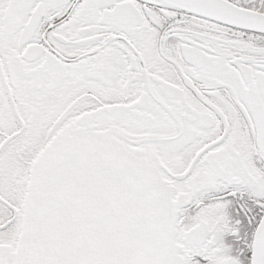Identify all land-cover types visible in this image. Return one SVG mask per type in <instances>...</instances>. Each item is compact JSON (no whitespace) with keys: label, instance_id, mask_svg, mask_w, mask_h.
Returning <instances> with one entry per match:
<instances>
[{"label":"snow or ice","instance_id":"obj_1","mask_svg":"<svg viewBox=\"0 0 264 264\" xmlns=\"http://www.w3.org/2000/svg\"><path fill=\"white\" fill-rule=\"evenodd\" d=\"M0 264H264V0H0Z\"/></svg>","mask_w":264,"mask_h":264}]
</instances>
